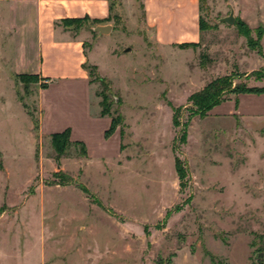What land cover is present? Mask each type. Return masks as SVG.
<instances>
[{
	"label": "rangeland",
	"instance_id": "374dc122",
	"mask_svg": "<svg viewBox=\"0 0 264 264\" xmlns=\"http://www.w3.org/2000/svg\"><path fill=\"white\" fill-rule=\"evenodd\" d=\"M121 10L104 35L65 25L99 67L86 64L91 113L122 135L104 140L106 123L84 121L85 86L17 79L29 118L12 104L0 117V264H170L182 248L194 256L178 264L264 261V117L231 112L233 96L202 119L188 103L235 73L264 88L248 76L264 75V0H201L200 41L181 50L152 45L141 1ZM231 14L232 25L221 21ZM248 100L244 114L264 109ZM67 125L85 157L52 148L47 134Z\"/></svg>",
	"mask_w": 264,
	"mask_h": 264
},
{
	"label": "crops",
	"instance_id": "0c3cea01",
	"mask_svg": "<svg viewBox=\"0 0 264 264\" xmlns=\"http://www.w3.org/2000/svg\"><path fill=\"white\" fill-rule=\"evenodd\" d=\"M136 1L0 0V117L6 121L10 120L12 104L19 107L25 119L29 118L17 100L18 76H36L38 84L45 81L49 83L53 81L58 85L79 83L86 89L82 117L86 123L89 121L106 123L102 133L104 139V132L108 129L111 119L102 117L99 112L92 114L90 111L92 104L90 77L84 69V66L90 63V59L83 48V34L67 28L63 21L87 19L94 22V27L110 26L114 16H120L121 9ZM139 1L143 11L142 27L148 32V40L154 47L159 49L175 47L181 50L182 45L199 43L201 0ZM90 64L99 68L94 61ZM48 87L49 85L41 89L40 94ZM243 97L248 98L254 107L264 106V94L239 95L237 107L231 112L243 118L245 115L249 118L264 117V109L260 108L244 114L241 109ZM38 107L41 114L39 131L42 134L44 114L42 100H39ZM30 128L32 130V124ZM65 129L70 130L71 142L84 144L82 138L74 135L73 128L69 125L61 129L54 127L47 135L60 133ZM116 132L119 131L115 130L114 135ZM182 254L187 257L194 256L186 248H182L174 253L170 264H178Z\"/></svg>",
	"mask_w": 264,
	"mask_h": 264
},
{
	"label": "trees",
	"instance_id": "16d2710c",
	"mask_svg": "<svg viewBox=\"0 0 264 264\" xmlns=\"http://www.w3.org/2000/svg\"><path fill=\"white\" fill-rule=\"evenodd\" d=\"M67 22H74L78 23L79 25L84 22H89L87 19H80V20H65L63 21L64 25ZM93 24L94 22H90ZM66 26V25H65ZM81 26V25H80ZM199 28L200 22H199ZM189 47L194 45H182L181 47ZM259 46L258 44L256 45ZM258 53L260 54V48L258 47ZM87 66H84V69L86 70ZM87 71V70H86ZM88 72V71H87ZM88 75L90 77V73L88 72ZM244 75V74H243ZM248 76L255 77L257 79L264 80V75H261L260 72H251ZM241 75L238 74H230L225 75L222 77H218L209 83H207L200 91L193 93L190 95L188 99V103L191 107V112L198 118L202 119L205 118L214 107L226 102L229 100L230 96L235 97L234 103L237 107L238 100L237 96L239 95H245V94H254V95H261L264 94V88H253V87H247L245 84L242 83H235V80L241 78ZM24 78H29L33 80L32 82H37L38 79L36 76H18V79L22 80ZM47 86L45 84L41 85V89H45ZM102 117H105V114H100ZM120 125V123L111 118L110 125L108 129L104 132V139H109L115 132L116 128ZM120 135H122L120 133ZM51 145L54 151L61 155L64 153L71 145H74L78 147L79 153L82 157L86 156V147L82 142H71L70 141V130L65 129L64 131L60 133H55L50 135ZM121 147V146H120ZM175 170L177 174L181 175V168L179 166V161L175 160ZM169 264V263H168ZM258 264H264V261L258 263Z\"/></svg>",
	"mask_w": 264,
	"mask_h": 264
},
{
	"label": "water",
	"instance_id": "95a60500",
	"mask_svg": "<svg viewBox=\"0 0 264 264\" xmlns=\"http://www.w3.org/2000/svg\"><path fill=\"white\" fill-rule=\"evenodd\" d=\"M221 21L224 22V23H227L228 25H232L234 19H233L232 14H231L229 17L224 18ZM93 31L98 33L99 35H104V34H107L110 31V26L109 25L97 26V27L93 28Z\"/></svg>",
	"mask_w": 264,
	"mask_h": 264
}]
</instances>
